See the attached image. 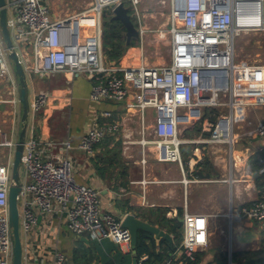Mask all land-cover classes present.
I'll list each match as a JSON object with an SVG mask.
<instances>
[{"label": "built area", "instance_id": "built-area-1", "mask_svg": "<svg viewBox=\"0 0 264 264\" xmlns=\"http://www.w3.org/2000/svg\"><path fill=\"white\" fill-rule=\"evenodd\" d=\"M48 2L6 0L7 26L26 73L83 75L91 83L90 100L124 102L127 108L140 112L142 121L145 111L153 109L156 138H147L142 126L139 143H154L162 161L181 162L179 127L201 119L203 109L238 105L232 98L234 73L245 65L235 63L236 39L244 31L264 29V0H170L175 20L167 30L170 62L153 64L143 58L135 64H114L107 62L102 49L103 9L123 2L137 23L138 44L142 47L146 28L139 0H90L88 7L57 19L52 18ZM82 19L90 23L82 25ZM247 67L255 70L258 66ZM6 78L12 93L8 101L20 105L19 86L0 28V79ZM224 94L228 95L225 103L221 98ZM47 100V94L36 95L30 101V112L43 109ZM250 103L263 104L264 94L256 95ZM101 115L105 119L95 122L77 145L89 155L101 139L114 137L120 131V122L110 118V111ZM233 123L232 116L215 124L203 123V128L211 132L203 141L230 142ZM254 133L264 136V120L255 124ZM40 143L33 135L24 143L25 179L18 196L20 232L27 233L36 225L37 213L60 212L75 235L89 233L98 239L109 237L117 245L130 244L131 234L122 226V220L101 209L99 191L75 179L68 158L59 162L43 159ZM63 144L72 148L69 140ZM12 161L13 152L5 163H0V264H12L13 259L8 206ZM258 162L260 171H264V156ZM241 214L247 219L264 221V192L242 207ZM182 220L180 244L161 264H181L182 258L193 259L194 252L208 243L205 215L185 210ZM54 256L56 264H69L62 252L56 251ZM146 258L143 255L140 261Z\"/></svg>", "mask_w": 264, "mask_h": 264}, {"label": "crops", "instance_id": "crops-1", "mask_svg": "<svg viewBox=\"0 0 264 264\" xmlns=\"http://www.w3.org/2000/svg\"><path fill=\"white\" fill-rule=\"evenodd\" d=\"M89 3L90 0H54L49 3L50 14L57 19L80 11ZM143 47L144 43L142 47L140 44L128 47L120 61L135 64L146 59ZM235 51V63L245 66L234 73L232 98L243 106L211 107L214 117L203 111V117L198 121L180 126V163L160 160L154 143H139L142 126L147 138H156L153 129L155 111L147 109L142 121L140 112L127 108L124 102L92 101L90 80L83 75L27 73L30 101L38 94H47L48 100L43 109L29 112L26 138L33 135L39 139L43 159L59 162L68 158L75 179L95 187L99 191L101 209L118 219L131 214L149 224L156 221L151 225L167 232L157 223L159 215L154 209L165 208L164 216L169 220L178 218L180 221L185 210L205 215L208 243L196 251L202 254L198 264H216L222 255L227 256L229 264L242 261L262 264L264 221L243 217L241 208L250 205L264 192V185L257 186L258 181H263L264 174L258 162V158L264 156V136L254 133L255 124L264 120V103H250L256 95L264 94V29L240 34ZM239 52H244L246 57L239 58ZM248 65L261 68L247 70ZM14 78L18 83L15 73ZM10 89V80L0 79V163H5L12 155V144L19 135L16 115L21 113V105L4 99L6 94L12 97ZM221 98L224 103L228 101L227 94ZM105 110L111 112L110 118L120 122V131L114 137L101 139L89 155L77 145L95 122L105 119L101 115ZM229 116L234 120L230 142L204 143L202 138L210 132H205L203 123L215 124ZM198 123L202 127L194 136L193 127ZM68 140L72 148L64 146ZM203 158L209 164L200 172ZM206 174L209 177L204 176ZM20 233L23 264H56V251L62 252L69 264H133L135 256L130 244L117 245L109 237L98 239L89 233L75 235L60 212L37 213L36 225L29 232ZM167 233L171 240H166L172 242L173 234ZM153 237L160 249L159 242L165 238L155 234Z\"/></svg>", "mask_w": 264, "mask_h": 264}, {"label": "water", "instance_id": "water-1", "mask_svg": "<svg viewBox=\"0 0 264 264\" xmlns=\"http://www.w3.org/2000/svg\"><path fill=\"white\" fill-rule=\"evenodd\" d=\"M112 16L111 20L119 21L125 28L126 44L128 45L133 39L139 37V30L134 24L128 7L123 2L117 5H111ZM0 28L8 57L13 64L14 73L19 84V101L21 105V128L18 139L13 146V161L11 170V183L9 185L8 206H9V224L12 228L13 236V259L12 264H23V248L21 242V233L19 229V201L18 196L22 188V178L20 169L22 167V155L24 143L28 128V119L30 112L29 88L27 84V73L21 63L19 55L14 47L10 30L7 26V3L6 0H0ZM226 122V121H225ZM228 136V135H227ZM227 150L229 146L226 145ZM209 177V174L204 175ZM182 222V218H180ZM122 226L127 228L131 234L130 245L132 253L135 255L138 231L143 230L155 234L157 237H163L171 240L170 235L159 227L149 224L141 219L136 218L131 214H127L122 219ZM133 264L137 263V257L132 259Z\"/></svg>", "mask_w": 264, "mask_h": 264}, {"label": "trees", "instance_id": "trees-1", "mask_svg": "<svg viewBox=\"0 0 264 264\" xmlns=\"http://www.w3.org/2000/svg\"><path fill=\"white\" fill-rule=\"evenodd\" d=\"M134 24L137 26V23ZM135 45V39H133L128 45L126 44L125 28L119 21L111 20V18L108 21H102V49L107 62L114 64L119 63L128 47ZM208 164V160L203 158V161L200 163L202 166L199 171H205ZM262 179L263 181H258V187L264 185V174L262 175ZM154 211L159 215L157 223L160 228H165L167 232L172 233L173 241L170 242L166 239H161L159 242L160 249H157L153 234L139 230L135 249V256L137 257L138 264H160L164 259L170 256L173 251H175L182 238V222H180L178 218L172 220L167 219L164 216L165 208L162 207L156 208ZM180 215L181 212H179V216ZM155 222L156 221H151L150 224ZM143 255H146L147 258L140 261V258ZM200 255H202L201 252H195L194 259L182 258L181 264H198V258ZM231 259L233 261V255ZM216 264H229L227 256L222 255L219 257ZM238 264L249 263L242 261ZM262 264H264V262Z\"/></svg>", "mask_w": 264, "mask_h": 264}, {"label": "rangeland", "instance_id": "rangeland-1", "mask_svg": "<svg viewBox=\"0 0 264 264\" xmlns=\"http://www.w3.org/2000/svg\"><path fill=\"white\" fill-rule=\"evenodd\" d=\"M138 8L142 16L143 25H145V28H146V32L144 35L145 41H144V47H143L144 57H146L149 63L168 64L170 62L171 56H170L169 35H168L167 30L172 25V22L173 21L175 22L172 16L170 0H139ZM129 13L131 14L130 10H129ZM111 16H112L111 8L110 7L104 8L103 9V20L108 21L110 20ZM132 19H133V22L136 23L133 16H132ZM161 31H164L165 34L162 35ZM137 42H139V38L135 39V44H138ZM238 57L245 58L246 55L244 52H239ZM11 65L13 67L12 62H11ZM13 70H14V67H13ZM4 99L11 100V97L6 94ZM204 111L206 114L208 113L209 117L215 116V112H212L214 110L211 107H206ZM20 115H21L20 112L16 115V122L18 124L19 132L21 128ZM154 115H155V112H154ZM10 117L12 118V115ZM199 124L200 123L195 124L193 127L194 132H192V134L194 136L196 135V133L198 135V132H200L201 130L202 126H200ZM205 132H208V131L205 130ZM207 138H209V136H206L202 139H207ZM204 143H209V142H204ZM20 173H21V178H22L23 167H21Z\"/></svg>", "mask_w": 264, "mask_h": 264}, {"label": "bare ground", "instance_id": "bare-ground-1", "mask_svg": "<svg viewBox=\"0 0 264 264\" xmlns=\"http://www.w3.org/2000/svg\"><path fill=\"white\" fill-rule=\"evenodd\" d=\"M88 23H90V22H89L87 19H82V20H81V24H82V25H85V24H88ZM237 104H238V103H237ZM236 109H237V108H236ZM236 109H235V110H236ZM235 113H236V112H235ZM239 113H240V112H239ZM237 115H238V113H237ZM239 115H240V114H239Z\"/></svg>", "mask_w": 264, "mask_h": 264}]
</instances>
